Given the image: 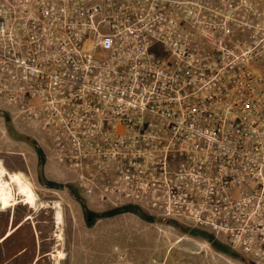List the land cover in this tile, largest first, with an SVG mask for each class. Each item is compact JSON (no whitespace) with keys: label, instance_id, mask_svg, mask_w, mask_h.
<instances>
[{"label":"built area","instance_id":"built-area-1","mask_svg":"<svg viewBox=\"0 0 264 264\" xmlns=\"http://www.w3.org/2000/svg\"><path fill=\"white\" fill-rule=\"evenodd\" d=\"M2 107L95 211L264 264V0H0Z\"/></svg>","mask_w":264,"mask_h":264},{"label":"rangeland","instance_id":"rangeland-1","mask_svg":"<svg viewBox=\"0 0 264 264\" xmlns=\"http://www.w3.org/2000/svg\"><path fill=\"white\" fill-rule=\"evenodd\" d=\"M7 117L4 108H0V161L9 172H21L34 186L40 201L35 209L20 204L0 211V238L8 221L13 227L22 224L12 238L0 244L1 255L6 250L17 252L25 248L22 264H250L242 260L241 252L212 234L240 258L217 251L208 240L156 218L157 221L148 222L133 213L106 216L95 211L76 186L56 176L46 158L43 167L39 165L32 146L36 140ZM18 136L30 138L31 144L18 140ZM50 201L62 207L60 224L56 208L41 207ZM88 217L95 219L88 223ZM4 261L0 258V264Z\"/></svg>","mask_w":264,"mask_h":264},{"label":"bare ground","instance_id":"bare-ground-1","mask_svg":"<svg viewBox=\"0 0 264 264\" xmlns=\"http://www.w3.org/2000/svg\"><path fill=\"white\" fill-rule=\"evenodd\" d=\"M39 201V195L36 193L34 186L28 181V179L21 172H9L3 162L0 161V202L2 206L0 211L16 207L20 204L35 209ZM41 207H45V205L43 204ZM55 208L58 210L55 215L57 216L58 224H60L63 220L60 203L55 205ZM10 233L11 231L9 232V236ZM58 236H60L61 240L63 239L61 234ZM59 257L61 259L63 255L60 254Z\"/></svg>","mask_w":264,"mask_h":264},{"label":"trees","instance_id":"trees-1","mask_svg":"<svg viewBox=\"0 0 264 264\" xmlns=\"http://www.w3.org/2000/svg\"><path fill=\"white\" fill-rule=\"evenodd\" d=\"M16 138L18 140L26 141V143L29 142V144H31V142H30L31 139L28 138V137L18 136ZM34 145L35 144H33L32 146H34ZM38 157H39V165L43 167V165L45 163V155L43 154V152L39 151L38 152ZM122 213H133V214H136L137 216H139L140 218H142V219H144L145 221H148V222L157 221L154 217L148 215L147 213H145V212L141 211L140 209H138L136 207H133V206H127V207H121V208L113 209V210L105 212L104 214L106 216H114V215H118V214H122ZM172 225L187 231V229L185 227L180 226V225H178L176 223H172ZM189 232L191 234L195 235V236H199V237H202V238L208 240L215 250L220 251V252L228 253L234 258H238V259L240 258L238 255L233 254L234 252H232L230 248H228V247L226 248V246H224L219 241H217L211 234H209L207 232L200 231V230H195V229H190ZM242 260L243 261H247L245 257Z\"/></svg>","mask_w":264,"mask_h":264},{"label":"flooded vegetation","instance_id":"flooded-vegetation-1","mask_svg":"<svg viewBox=\"0 0 264 264\" xmlns=\"http://www.w3.org/2000/svg\"><path fill=\"white\" fill-rule=\"evenodd\" d=\"M8 121H10L8 118H7ZM34 148V152L38 155V152L41 151L43 152V154L45 155L43 149L41 148V146H39L38 144H35L33 146ZM39 161V159H38ZM38 179L39 178V170H38ZM46 187H48L49 185L46 183L45 184ZM49 203H54V208H55V205H57L58 203L55 204V202H52L50 201ZM94 217H88L87 218V222L88 223H92L94 221ZM170 224V222H169ZM168 224V225H169ZM22 226V224H18L16 225L15 227H13V223H9V221L6 223L5 225V230L3 232V236L0 238V244L1 243H4L5 241L9 240L10 238L13 237V235L19 230V228ZM187 231L190 230V228H186ZM11 231L10 233V236H9V232ZM4 238V239H3ZM6 238V239H5ZM25 252H26V249H22V250H19V251H10V250H6L3 255L0 254V258H3L4 261V264H22L23 261L21 260V256H24L25 255Z\"/></svg>","mask_w":264,"mask_h":264},{"label":"water","instance_id":"water-1","mask_svg":"<svg viewBox=\"0 0 264 264\" xmlns=\"http://www.w3.org/2000/svg\"><path fill=\"white\" fill-rule=\"evenodd\" d=\"M148 125H146V127H147ZM143 131H145V129L143 130ZM65 191L66 192H68L70 195H72L74 198H77V195L76 194H74L73 193V191L69 188V187H65ZM44 205H49V207H51V208H54V203H45ZM2 208V206H1V202H0V209ZM5 211V210H4ZM99 218H103V216H100ZM164 222V224H166V225H168L169 224V221L168 220H164L163 221ZM250 264H255V263H253V262H249Z\"/></svg>","mask_w":264,"mask_h":264}]
</instances>
